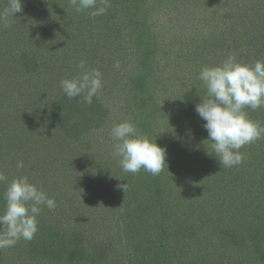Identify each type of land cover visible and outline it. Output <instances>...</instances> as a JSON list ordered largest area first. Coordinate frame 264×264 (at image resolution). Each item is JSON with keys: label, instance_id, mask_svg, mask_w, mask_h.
I'll return each instance as SVG.
<instances>
[{"label": "trees", "instance_id": "obj_1", "mask_svg": "<svg viewBox=\"0 0 264 264\" xmlns=\"http://www.w3.org/2000/svg\"><path fill=\"white\" fill-rule=\"evenodd\" d=\"M6 2L0 0L1 10ZM21 2L23 11L15 14L12 27H0V75L10 71L12 79L15 72L25 76L26 82L17 83L23 87L13 92L11 113L0 106V131H6L0 136V155L24 152L29 146V150L34 149L38 139L34 141L33 136L24 133L26 126L36 132L44 130V126L56 130L52 139L55 154L45 158L39 155V149L33 157L24 153L27 167L24 165L18 172L42 185L47 193L59 195V219L65 212L61 208L65 195L70 194L57 183L66 157L72 176L77 174L82 187L88 190L89 201L94 194L97 200L106 196L110 182L120 179L127 185L125 191L119 188L116 196L107 197L104 212L114 207L112 214L116 218L108 225L102 222V228L90 235L95 245H80L60 236L59 226L47 227L40 214V233L23 247L29 256L34 255L32 263L25 264H53L60 260L68 264H212L218 255L227 257L222 252L227 248L233 252L229 257L239 259L232 264H264V219L247 221L241 210L243 207L261 216L255 199L264 194V138L240 150L245 159L239 166L222 168L212 153L211 141H207L208 133L203 128L206 121L195 112V106L206 95L203 82L196 73L190 78L178 74L177 79V72L168 68L169 60L162 53L164 43L159 29L149 18L153 12L163 10L158 6L160 2L108 0L106 14L95 18L88 12L77 13L69 0ZM240 5L237 12L226 13V19L236 25L202 34L205 62L197 64L199 68L210 62L208 65H217L229 53L242 56L245 62L264 60V0H241L237 7ZM241 33L245 38L242 46ZM80 59H86L90 67L99 68L104 75L103 91L91 105L79 102V97L68 99L59 87L60 79L76 74ZM116 61L120 62L119 70L113 67ZM40 103L44 104L39 106ZM245 110L250 119L264 124L263 107ZM114 112L122 117L120 121H133L141 133L154 138L166 150L167 165L158 176L141 170L115 179L109 173V161L102 158L108 152L96 147L91 137L109 129ZM9 136L16 139L12 140L14 144L18 142L16 149L9 143ZM2 142L6 145L2 146ZM70 151L76 156H71ZM203 169L212 173L199 183L197 178ZM3 191L0 186V209ZM202 196L204 203H209L206 208L213 205L221 209H200ZM211 213L215 218L207 220ZM196 222L207 225L194 231L192 224ZM0 255L3 259L2 252ZM220 261L223 262L221 258Z\"/></svg>", "mask_w": 264, "mask_h": 264}, {"label": "clouds", "instance_id": "obj_2", "mask_svg": "<svg viewBox=\"0 0 264 264\" xmlns=\"http://www.w3.org/2000/svg\"><path fill=\"white\" fill-rule=\"evenodd\" d=\"M77 13L88 12L92 18L106 14L108 0H69ZM23 11L21 0H7L0 11V27L11 28L16 13ZM120 69V62L113 65ZM103 72L90 67L86 59L76 64V74L60 79L59 87L68 99L79 97V102L91 105L103 91ZM198 79L203 82L206 95L195 106V112L206 123L203 128L211 141L212 153L223 169L239 166L245 159L240 150L264 138V124L249 118L245 109L256 111L264 107V60L245 62L229 53L217 65H204ZM188 134L191 132L189 130ZM111 140L115 142L110 153L124 173L136 175L143 170L158 176L166 164V150L154 138L141 133L136 124L122 120L111 126ZM17 169L24 161L17 160ZM0 184H4L3 206L0 209V249L15 247L20 240L31 241L39 231L38 217L43 208L54 210L56 201L42 185L28 175H19L10 181L0 169ZM125 191L127 185H117Z\"/></svg>", "mask_w": 264, "mask_h": 264}, {"label": "rangeland", "instance_id": "obj_3", "mask_svg": "<svg viewBox=\"0 0 264 264\" xmlns=\"http://www.w3.org/2000/svg\"><path fill=\"white\" fill-rule=\"evenodd\" d=\"M1 1L4 3L5 0H1ZM154 1L160 2L158 6L163 8V10L153 12L151 17L149 18H151V22L155 24L154 25L155 28L159 29L160 41L164 43V47H162L164 50L162 51V53L164 52L165 53V54L163 53L164 58H168L169 60L168 68L170 66L169 68L170 70L172 71L174 70L177 72L175 74L177 79L179 78L178 74H180L181 78L182 77L190 78L193 73L198 74L200 70L198 65L199 64L201 65L202 63L205 62V57L201 49L203 44H201L200 42V38L202 34L203 33L205 34V31L211 30L214 28H219V29L221 28L223 30H228L230 25H233V26L236 25L235 21L232 22L231 19H226L227 18L226 13L228 10L230 12H233V11L237 12L242 7L241 5L237 7V2L241 0H183L182 3L173 2L174 0H154ZM3 7H5V5H3ZM60 9L61 7H59L58 10ZM0 11L2 10L0 9ZM243 34L244 33H241L242 37L241 39H239L240 46H242V43H243V38H244ZM244 41H245V38H244ZM25 42L28 43L27 41ZM27 45L28 44H25V46ZM239 58L243 59L242 56H239ZM7 59H10V58H7ZM208 64H211V62L207 63V65ZM1 65H2L1 67L8 69L6 64L1 63ZM16 65L20 66V64H18L17 62H16ZM10 73L11 72L9 71V73L5 72V74L0 75V106H2L5 110L7 109L6 112H9L10 110V113H11L10 108L13 106V104L9 101L14 99L15 95L13 92L17 91L18 87H23L17 83L21 82L24 85H26V82L24 80L25 76L18 75V74H15V72H12L13 75L11 79ZM30 86L31 85L27 87H30ZM20 104H22L23 106L24 101L22 103L20 102ZM40 104L41 105L39 106H42V104L44 103H40ZM121 119L122 117L117 116V112H114L113 115L110 116V120L112 123L110 122L109 126L107 127L109 129H106L105 132H100L98 134L95 133L91 137V139H93V144L96 147L98 148L102 147L104 151L108 152V155H104L102 158L106 162L109 161L108 162L109 167L107 168L110 170L109 173L113 174V177H115V179L123 176L124 172L119 167L118 161H116V159H113L110 155V153L113 151L115 142L111 140L110 135H109V130L111 126L115 124L116 120L120 121ZM23 130L26 135L33 136L34 141L36 139L38 140L34 142L35 143L34 147H32L34 149L32 150H29V147H30L29 146L27 147L26 151L19 152L21 154L13 152L10 155H5V154L4 155L2 154L3 156L0 155V169L4 170L9 181L14 177L23 174L22 172L21 173L18 172L20 169L16 168L17 160H23L24 165L27 167V163L25 161L26 155L24 153H27L28 155L33 157L34 155H36L35 151L39 149L40 150L38 152L39 155H42L45 158L52 157V155L55 154V152H53L55 142H53L52 139H55L56 130L48 129L45 126H44V130H38L37 132L34 130V128L33 129H31L30 127L27 128V126ZM32 130L34 131V134H31L33 132ZM3 133L6 134V131H3L1 129L0 136ZM38 134H41V135H38ZM36 135H38L39 138L36 137ZM1 138L6 139V136H2ZM10 138L8 139L9 143L11 144L13 148L16 149L18 142L14 144V142H12V140H16L14 139V136H11ZM96 139L99 142L96 141ZM3 143L4 142H2V144ZM5 145L6 144H3L2 146H5ZM8 150L10 149L8 148ZM67 151L69 150L67 149ZM70 155L76 156L73 153H71V151H70ZM61 162L63 163V161ZM71 163L72 165H75V162L73 160H71ZM69 165H71L69 163V157H66L64 164H63L64 167L62 166L64 170L58 172L59 174H58V181H57L58 185L65 186V190L68 191V193H70L68 195L66 193L65 200L63 201V205L61 206V208L65 209V212L63 210L64 212L63 216H65L64 219H62L63 216L60 219L57 217V214H58L57 203H56L57 206L54 210H48L46 207L43 208L41 211L42 212L41 216L43 217L42 219H44L45 223L47 224L46 225L47 227L53 228V226H59V228L61 229L60 236L62 237L64 236V238L70 240L71 242L73 241L80 245H83V244H87L88 246L95 245L94 238L90 235L96 233V231L98 232V230L102 228V226H99V224L102 225V222L105 221L106 222L105 225H108L112 223V221L116 218V216L112 214L113 213L112 209H114V207L109 209L108 212L106 213L104 212V210H106L108 207L107 197L109 198V197H112L113 195L116 196V193L119 192V188L117 187V185H124V184L121 183L122 180L120 179L117 182H114V181L110 182L109 189L108 188L105 189L106 196L98 197V199L99 198L101 199L97 200L96 195L94 194L91 197L92 200L89 201L87 198L88 194H86L88 190H85L86 188L82 187L81 185L82 182L80 181V179L77 178V174L72 176L74 172L70 171ZM192 168L193 167H191V169ZM78 173L83 174L82 171ZM210 173L212 172L211 171L204 172V169H203L202 175H200V177L197 178V180H200L199 183L207 179V176L208 174L210 175ZM195 174L198 175L199 173L196 172ZM254 177L256 176L254 175ZM195 178L196 177H194L192 181ZM0 186L5 187L4 184H0ZM201 186L202 184L199 185V187ZM205 191L206 189L203 190L200 193V195H202ZM48 195L51 198H54L55 201L58 200L59 198V195H56L55 193L54 194L48 193ZM210 195H211V192L205 193V200H208ZM78 198H80L79 199L80 201H78ZM200 198L202 200V203L200 204L199 208L203 209V206H205L206 208L209 203L208 202L204 203L203 196ZM197 199L199 198H196V200ZM116 205H115V208H116ZM109 207H111V205H109ZM255 207L257 209V212H259L262 217L259 214H254L251 211L241 207V210H243L242 212L244 214L242 217H246L247 221H251L253 218L264 219V194L261 198L256 197ZM212 208L215 211H219L221 209L213 205H210L208 208H206V211L211 212ZM215 211H212V212H215ZM102 217H104L105 220H103ZM214 218H215V214L211 213L209 216H207L206 219L209 220V219H214ZM199 224L198 222H196L195 224H192L193 225L192 229H194V231H198L199 229H203L202 225L205 227L207 225V223L202 224L201 222ZM39 233L40 232L38 231L37 234ZM35 237H37V235L34 236L32 241L36 239ZM242 239H243V235H242ZM262 241L264 242V240ZM29 242L30 241L20 240L17 242L15 247L0 249V252H2V255H3V259H0V264H25V263H28V261L32 263L33 259L32 260L30 259L34 255L31 256L30 254L29 256L28 253H25V248L23 249L24 245ZM219 248L221 249V247ZM219 248H217L218 251L220 250ZM241 250H244V248H242ZM248 251L250 252V255L253 254L252 250L251 251L248 250ZM222 252L225 253V255L227 254L226 255L227 257L218 255L217 260L214 259L212 264H220V263L226 264L228 262L231 263V262H236V260H239V259L235 260L233 257H229L233 252H230L228 248L225 251H223L222 249ZM220 258L222 259L223 262L220 261ZM226 258H228V261H226ZM57 259L60 260L59 258ZM60 261H61L60 263L54 262L53 264H68L67 263L68 261L66 262H64L63 260H60Z\"/></svg>", "mask_w": 264, "mask_h": 264}]
</instances>
